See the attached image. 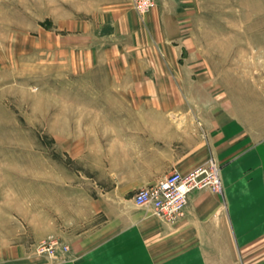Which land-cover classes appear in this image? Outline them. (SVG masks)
Segmentation results:
<instances>
[{
  "label": "rangeland",
  "instance_id": "1",
  "mask_svg": "<svg viewBox=\"0 0 264 264\" xmlns=\"http://www.w3.org/2000/svg\"><path fill=\"white\" fill-rule=\"evenodd\" d=\"M152 1L0 0L4 243L71 255L76 218L110 195L92 182L122 156L126 118L198 125L221 101L264 96V0Z\"/></svg>",
  "mask_w": 264,
  "mask_h": 264
},
{
  "label": "crops",
  "instance_id": "2",
  "mask_svg": "<svg viewBox=\"0 0 264 264\" xmlns=\"http://www.w3.org/2000/svg\"><path fill=\"white\" fill-rule=\"evenodd\" d=\"M261 110L264 96L245 103L237 95L209 107L198 125L188 116L126 118L122 156L108 159L106 174L92 182L110 195L95 199L76 218L81 231L69 242L71 255L54 260L0 236V264H264ZM210 156L220 163V193L192 190L173 221L134 203L137 188Z\"/></svg>",
  "mask_w": 264,
  "mask_h": 264
},
{
  "label": "built area",
  "instance_id": "3",
  "mask_svg": "<svg viewBox=\"0 0 264 264\" xmlns=\"http://www.w3.org/2000/svg\"><path fill=\"white\" fill-rule=\"evenodd\" d=\"M132 3L141 13L146 11L153 1L132 0ZM197 188L221 191L220 164L215 158L208 157L186 171L173 168L155 182L137 188L132 198L136 205L172 221L183 214L190 192Z\"/></svg>",
  "mask_w": 264,
  "mask_h": 264
}]
</instances>
